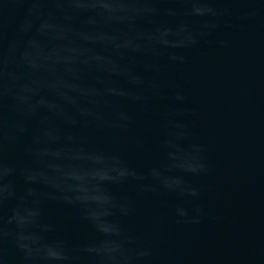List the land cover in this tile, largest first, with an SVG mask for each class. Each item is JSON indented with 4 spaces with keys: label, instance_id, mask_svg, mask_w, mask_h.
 I'll use <instances>...</instances> for the list:
<instances>
[{
    "label": "water",
    "instance_id": "obj_1",
    "mask_svg": "<svg viewBox=\"0 0 264 264\" xmlns=\"http://www.w3.org/2000/svg\"><path fill=\"white\" fill-rule=\"evenodd\" d=\"M0 264H264V0H0Z\"/></svg>",
    "mask_w": 264,
    "mask_h": 264
}]
</instances>
